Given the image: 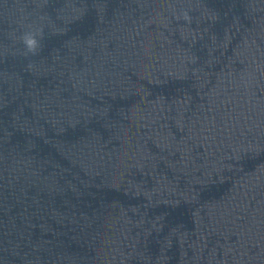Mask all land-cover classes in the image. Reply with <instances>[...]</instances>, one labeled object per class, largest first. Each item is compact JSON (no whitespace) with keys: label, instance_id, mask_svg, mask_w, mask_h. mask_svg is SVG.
I'll return each mask as SVG.
<instances>
[{"label":"water","instance_id":"1","mask_svg":"<svg viewBox=\"0 0 264 264\" xmlns=\"http://www.w3.org/2000/svg\"><path fill=\"white\" fill-rule=\"evenodd\" d=\"M0 264H264V0L1 12Z\"/></svg>","mask_w":264,"mask_h":264},{"label":"clouds","instance_id":"2","mask_svg":"<svg viewBox=\"0 0 264 264\" xmlns=\"http://www.w3.org/2000/svg\"><path fill=\"white\" fill-rule=\"evenodd\" d=\"M22 42L26 50L31 53H34L39 46V41L37 40L36 35L31 32L24 34Z\"/></svg>","mask_w":264,"mask_h":264}]
</instances>
